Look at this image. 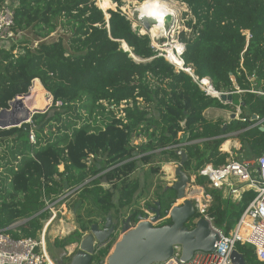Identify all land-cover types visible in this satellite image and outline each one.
<instances>
[{
    "label": "trees",
    "instance_id": "16d2710c",
    "mask_svg": "<svg viewBox=\"0 0 264 264\" xmlns=\"http://www.w3.org/2000/svg\"><path fill=\"white\" fill-rule=\"evenodd\" d=\"M107 1L104 11L145 0ZM174 1L184 4L190 16L184 24L188 32L177 38L184 47L182 69L152 48L139 26L133 29L125 16L116 17L115 7L106 11L107 22L95 0L9 1L14 6L12 29L21 38L25 33L30 37L7 50L0 45V75L14 85L0 91V110L25 93L31 80H38L52 96V105L29 123L0 129V231L12 239L36 238L50 217L44 199L52 202L77 187L73 207L81 232L93 222L92 216L112 210H132L131 223L137 224L141 210L135 205L149 187L146 174L154 177L161 164L179 162L175 147L182 144V135H187L180 148L187 155L182 169L189 174L208 164L223 166L229 155L219 147L232 133H237L248 159L264 153L259 127L246 129L247 124L236 120L204 117L208 109L229 106L204 95L193 80L208 77L216 92H231L233 77L243 91V113L264 119V99L247 92L246 80L254 72L264 90V0ZM4 3L7 0H0V7ZM58 30L62 34L47 42ZM123 44L127 51L121 49ZM121 105L122 116H117L114 111ZM141 166L147 169L143 183L131 178ZM103 179L106 188L100 185ZM196 182L205 184L200 178ZM172 192L163 188L155 197L163 206L174 197ZM206 194L211 198L207 215L224 234L255 195L243 191L232 204L215 190L206 189ZM199 217L196 213L194 219ZM186 226L192 227V222ZM74 236L56 240L53 246L64 247ZM235 248L245 264H264L249 245ZM106 252L103 248L94 258L101 261Z\"/></svg>",
    "mask_w": 264,
    "mask_h": 264
},
{
    "label": "built area",
    "instance_id": "2783aa9c",
    "mask_svg": "<svg viewBox=\"0 0 264 264\" xmlns=\"http://www.w3.org/2000/svg\"><path fill=\"white\" fill-rule=\"evenodd\" d=\"M13 10L14 6L8 3H4L0 7V45L6 50L9 48L8 46L16 44L18 40H21L20 33H16L12 29ZM243 34L245 35L246 42H248L250 39L249 31L245 30ZM35 45L36 43H34ZM151 47L153 48V46ZM185 71L190 72L189 69ZM256 78L254 72L246 77L250 85L247 92L257 98L264 99L263 84L260 83L259 88H257ZM193 80L204 95L217 99L224 106L232 108L233 111L229 114V117L233 114L236 121L247 124L246 129L263 126L264 119L260 120L257 116H254V119H252L247 114H242L241 95L243 91L239 90L235 85L233 77L230 78L233 84L231 92H216L208 77L201 79L193 77ZM222 95L231 96V99L222 101ZM29 140L31 143L35 142L32 133H30ZM182 146L183 143L175 147V149L179 150ZM227 154L229 157L223 166L215 168L208 164L195 173L190 174V185L201 187L203 191L205 213L201 212L198 206V199L194 198L192 201L196 210L200 216H203L208 221L218 236L213 245V251H196L188 261H184L181 259L180 246H174L173 254L169 259L154 264H231L230 255L237 244L249 245L253 249L256 259L264 263V153L256 159L242 161L237 160L231 153ZM87 161H90V157ZM255 168L256 176L253 177L251 176V172ZM198 178L206 179L205 184L199 185L196 182ZM78 188L64 191L62 194L56 196L52 202L44 199L45 209L55 215L53 211L54 207L60 205L64 199L67 200ZM206 189L219 192L222 199L228 200L232 204L238 203L243 191L251 190L255 194L241 213L234 228L228 234H224L220 229L214 228L212 223L213 218L207 215V209L209 208L207 202H210L211 198L206 194ZM51 218L49 217L44 222L36 238L12 239L4 231H0V264H50L49 260L52 259L47 253L46 226ZM105 246L106 244L97 246L95 254L105 248Z\"/></svg>",
    "mask_w": 264,
    "mask_h": 264
},
{
    "label": "water",
    "instance_id": "95a60500",
    "mask_svg": "<svg viewBox=\"0 0 264 264\" xmlns=\"http://www.w3.org/2000/svg\"><path fill=\"white\" fill-rule=\"evenodd\" d=\"M105 19L107 22L110 20L106 17ZM137 22L143 29L142 32H139L140 35H148L146 33H149L151 27L157 24L154 18L143 15L138 16ZM156 38H162V36H157ZM122 49L127 51V47L124 48L122 46ZM183 50L184 47H182V52ZM164 58L170 62L167 56H164ZM175 66L182 69L183 62L181 61V66ZM27 94L18 95L9 103L8 109L0 110V129L19 127L23 123L30 121L32 115L27 118L29 113L25 115L26 118L20 120L15 116L18 110L23 109L22 98ZM50 97L52 102V96L50 95ZM230 99L231 96H221L222 101ZM48 107L41 113L47 111ZM7 115L10 116L9 119H5ZM252 119H254V116H252ZM229 120H235L233 114H231ZM182 126H184V123H182ZM225 127L223 126L222 131ZM259 130L264 132V126L259 127ZM232 136L233 138H238L237 133L232 134ZM186 138L187 135H182L181 143H185ZM175 154L179 157L178 166L174 173L175 181L171 187H165L164 189H171L176 199L182 200V202L171 211L170 224L154 227L150 221L145 220L139 221L134 227H131L129 224L131 218H126L125 221L121 222L119 229L116 224L110 225L111 218H107L102 230L96 224H92L87 231L81 233L77 248L78 252L70 257L67 264H90L93 255H95L96 247L106 244L111 235L118 229L119 232H124V234L114 245L106 264H154L164 262L172 256L174 246H180L181 259L184 261H188L196 251H213V245L218 238L217 233L203 216L196 220L194 219L198 211L191 199L184 198L185 188L191 184L190 174L182 169L187 161L186 152L183 149H179L175 151ZM147 211L151 213L153 220L160 219L162 210L160 211L158 204L155 209L148 208ZM73 213H75V209ZM190 221L193 226L188 228L186 225ZM60 250L64 251L63 249ZM56 259L60 260L62 264V257L54 255L52 261ZM230 260L231 264H245L242 255L236 248L232 250Z\"/></svg>",
    "mask_w": 264,
    "mask_h": 264
},
{
    "label": "rangeland",
    "instance_id": "374dc122",
    "mask_svg": "<svg viewBox=\"0 0 264 264\" xmlns=\"http://www.w3.org/2000/svg\"><path fill=\"white\" fill-rule=\"evenodd\" d=\"M9 1H12V0H7V3H9ZM167 1H169L168 2L169 5L171 7L173 6L175 11L177 10L176 11V13H177V20L176 21H174L171 18H167L165 20V30H166L167 36L164 35L162 38H152L148 33H146V34H148L147 36L150 37L151 46H153V48H155L158 51H161V52L163 51L162 52L163 54L166 53L165 45H167V44L169 45V43L172 42V41L175 42V43L178 42L177 38H178L179 34L181 32H185V33L188 32L184 24L190 18L189 13H188V9H187V7L184 4L179 3V2H175L174 0H167ZM95 3L98 6V1L97 0H95ZM138 4H139V2H137V1H127L119 9L116 8L115 5H113V6H110L109 8H107L105 11L103 10V12H106L108 9H113L115 7L116 11H117L116 17H118L119 15L122 14L123 16H125L131 22L132 28L136 29L139 26V24L137 22V18H138L139 15H141V14L137 13V8L136 7L138 6ZM103 6H104V3L102 4L101 7H103ZM139 27L141 28L140 32H142V30H143L142 27L141 26H139ZM61 34H62L61 31L58 30L55 34H52L48 39H46V41L47 42H52L54 39L57 38V36H59ZM28 37H30V33H25L24 34V38H21V40H24L25 38H28ZM16 79H18V74L15 73L14 74V80H16ZM31 82H32V80L27 83L26 92L23 93V94L29 93L28 91H30V89H31ZM256 85H257V88H259L260 82L256 81ZM13 87H14V85H13L12 82H10L4 76L0 75V91L3 90V89L8 90V89L13 88ZM249 88H250V85H249ZM23 94H21V95H23ZM16 97H18V96H16ZM50 103H51V104H49L50 106L48 105L49 108L52 105V102H50ZM122 107L123 106L121 105L118 108V110L114 111V113L117 116H122V114H121L122 113L121 112V108ZM232 111H233V109L228 107V108H226L224 110L218 109V111H215L213 113H216L218 115L217 117L223 118L226 122H230L228 115ZM242 114L245 115V113H243V111H242ZM207 115L209 116V114H207ZM30 121H31V119H30ZM263 126H264V123H263ZM225 139L230 141L231 144L235 142V141H233L235 139L233 138L232 134L226 135ZM236 141H238V144H239V140H236ZM139 142H140V140H135L134 144H138ZM239 146H240V144H239ZM219 148H221V146ZM230 152L239 161L248 159L245 151L244 150L243 151L240 150V147H239L238 151L233 150V148H232L230 150ZM166 166L171 169L169 175H167V172L165 171V167ZM177 166H178L177 162L168 163V164H161L159 173L157 175H155L154 177H151L148 174H146V177H145L144 174H145V171L147 169H146V167L141 166V167H139V169L137 171H135L131 175L132 179H139L140 182H142L144 180V177H145V180L147 181V185H149V187H147V189L145 188L144 191L142 192L143 193V198L139 199L137 201V204L135 205V207L138 208L139 210H141V212L145 211V212H147L150 215L151 218L148 221H150L154 227H161V226L170 224V221H168L166 223H162V224H153V223L157 222L159 219L158 220H153L151 213L146 211L145 206L151 204V201L153 199H155V195L156 194H160L163 191V188L171 187L174 184V181H175V179H173L174 178V173H175L174 170L177 168ZM251 176H253V177L256 176V168L251 172ZM202 181L206 182V179H202ZM191 187H194V185L193 186L190 185V186L187 187L186 194L188 196H189V194L192 191ZM171 194H174V193L172 192ZM75 199H76L75 197L68 198L66 201H64L60 205L55 206L54 210H53L55 215L51 214V212H50V217H54V218L50 219L51 221L49 223V226L47 227V232H46L47 233V238H46V240H47V243H48L47 253H48V255L50 256V258L52 260H53V256L54 255H58L57 252H59V250H56V248L53 247V243L56 240H63V239H66L68 237L74 236V234L76 235V237L75 236L73 237L75 240L68 241L67 243H65L64 247H65V249L67 250L68 253H74V255H75L78 252L77 248H78V242H79L81 231L75 225V215L73 213L74 209H75V212L77 211V207H73ZM197 199H199L202 202V205L204 207L205 204H204V198H203V191L202 190H201V197L198 196ZM181 202H182V200H181ZM210 202H211V200H210ZM210 202H207L208 207L210 206ZM165 203H166V201L164 202V204L162 206L161 215L166 209ZM175 204H178V203L176 202ZM131 212L132 211H128L129 214H131ZM141 212H139V213H141ZM139 213L137 214V217H136L138 222L142 221V220L139 219ZM204 213L205 212H203V214ZM92 219H95L96 221H100L101 222L100 218H92ZM59 227L62 228V229H65L66 233L65 234L64 233H60V231H59L60 228ZM72 227L77 229L78 231H74L75 229H73ZM131 227H134V226L131 225ZM117 233H119L120 236L117 235ZM123 234H124V232H116L113 235V237L111 238V240L107 243V246H106L107 252H106L105 258H103L101 261H97V259H95L94 255H93V258H92L90 264H102V261H106V259L108 258V256L112 252L114 245L116 244V242L119 241V239L121 238V236ZM52 260H50V261H52ZM68 261H69V259H67V261H63L62 264H67ZM51 263H53V264H61L60 260H58V259H56L55 261H52Z\"/></svg>",
    "mask_w": 264,
    "mask_h": 264
},
{
    "label": "bare ground",
    "instance_id": "6f19581e",
    "mask_svg": "<svg viewBox=\"0 0 264 264\" xmlns=\"http://www.w3.org/2000/svg\"><path fill=\"white\" fill-rule=\"evenodd\" d=\"M97 1H98V7L101 10H103V7H101L103 3L110 5V3L107 0H97ZM168 2L169 1L167 0H145L139 3L138 6L136 7L139 14L154 18L157 21V24L152 26L148 33L152 38H156L157 36L163 37L164 35L167 36L166 30H165V20L167 18H171L174 21L177 20V13H176L177 10L175 11L173 6L171 7ZM104 14H105V17L109 19V15L106 12H104ZM123 46L124 48H126L124 44ZM165 47H166V53L163 55L167 56V58L170 60L171 63L181 66L180 54L182 52V47H183L182 44H180L179 42L175 43L172 41L169 43V45L168 44L165 45ZM28 92L29 93L22 98V104H23L22 108L23 109H20L15 113L16 118H18L19 120L26 118L25 115L27 113H29L27 115V118L35 113H41L44 109L48 107V105L51 102L50 94L42 87V85L40 84L38 80H33L31 82V89ZM9 118H10L9 115L5 116V119H9ZM229 145H230V142L228 140L225 141L221 145V150L226 151L230 149L228 148ZM170 170L171 169L169 167L167 166L165 167V171L167 172V175L170 174ZM187 187L188 186H186L185 188V196H184L185 199H194V198H198V196L201 197L200 187H195V186L191 187L192 191L189 194V196L186 194ZM174 198L176 199V197ZM171 199L172 198H168L166 200V203H165L166 209L162 213L164 216L163 218L169 219V220H170L171 211L181 203V200H178V199H176L178 204L170 203ZM198 206L200 207L202 213L205 212V205L203 207L202 202L199 199H198ZM150 218H151L150 215H144L143 217L139 215V219L142 221H145V220L148 221L150 220ZM160 219H162V215ZM160 219L157 222H159ZM50 221L51 220H49L46 226V229L49 226ZM105 262L103 263L106 264ZM50 264L52 263L50 262Z\"/></svg>",
    "mask_w": 264,
    "mask_h": 264
},
{
    "label": "flooded vegetation",
    "instance_id": "af4514ba",
    "mask_svg": "<svg viewBox=\"0 0 264 264\" xmlns=\"http://www.w3.org/2000/svg\"><path fill=\"white\" fill-rule=\"evenodd\" d=\"M107 171H105V172H102V174L101 175H103L104 173H106ZM104 179L101 181V183H100V185L103 187V188H106V187H108V185H106V184H104ZM79 189V188H78ZM77 189V190H78ZM76 190V191H77ZM161 194V193H160ZM74 195H75V192L72 194V196H70L69 198H71V197H74ZM170 196V195H169ZM175 197V196H174ZM172 198L171 199V201H170V203H176L177 201H176V199L175 198ZM192 200V199H191ZM145 201V200H144ZM157 204L160 206V211L162 210V205L160 204V202H159V200H158V198L157 197H155V199H153L152 201H151V204H149V205H146L145 206V208H146V211H147V209L148 208H151V209H155L156 208V206H157ZM128 211H132V210H128V209H119V210H112L111 212H110V214L109 215H104V216H96V215H94V216H92L91 218H102L101 219V222L100 221H96L95 219H92L93 220V222L90 224V226L92 225V224H96L97 226H98V228L100 229V230H102L103 228H104V226H105V224H106V222H107V218H111V220H110V225H112V224H116V225H118V228L120 229V224H121V222H123V221H125L126 220V218H132L133 216H132V212H131V214H129L128 213ZM74 215H75V213H74ZM139 215L140 216H144V215H149L147 212H141V213H139ZM137 217V216H136ZM162 220H165V218H162V219H160V221H162ZM159 221V222H160ZM159 222H157V223H155V224H158ZM137 223H138V221H137ZM129 224H130V226L131 225H133V226H135L136 224H132L131 223V219H130V222H129ZM89 226V227H90ZM89 227H88V229H89ZM87 229V230H88ZM118 229V230H119ZM86 230V231H87ZM116 231V232H119V231ZM85 232V231H84ZM115 232V233H116ZM81 233H83V232H81ZM115 233H113L112 235H111V237H110V239L108 240V242L111 240V238L113 237V235L115 234ZM82 234H80V236H81ZM117 235H119V233H117ZM108 242H106V246H107V243ZM106 246H105V248H106ZM54 247V246H53ZM56 248V247H55ZM60 249H63L64 251H62V250H60ZM55 250V249H54ZM56 250H59V252H57V254H58V256L59 257H62V262L63 261H67V259H70V257L71 256H73L74 255V253H68L67 252V250L65 249V247H60V248H56ZM69 262V261H68ZM67 262V263H68Z\"/></svg>",
    "mask_w": 264,
    "mask_h": 264
},
{
    "label": "crops",
    "instance_id": "0c3cea01",
    "mask_svg": "<svg viewBox=\"0 0 264 264\" xmlns=\"http://www.w3.org/2000/svg\"><path fill=\"white\" fill-rule=\"evenodd\" d=\"M215 111H218V109H208V110H206L205 112H204V117L205 118H207V119H216V118H218L217 116V114L216 113H213V112H215ZM207 114H209V116L207 115ZM229 116V115H228ZM232 134H234V133H232ZM235 140H233V141H235L234 143H232L231 144V142H230V145H229V147L228 148H230V149H228V150H226V151H224V150H221V148L219 149L220 151H222V152H225V153H231L230 152V150L233 148V150H236V151H238L239 150V147L241 148V145L239 146V144H240V142H239V144H238V141H236V140H238V138H234ZM227 141V140H226ZM60 228V227H59ZM73 228V227H72ZM73 229H75V228H73ZM77 229H75L74 231H76ZM59 231H60V233H66V230L65 229H62V228H60L59 229ZM50 262H52V261H50ZM105 262V261H104ZM53 264V263H52Z\"/></svg>",
    "mask_w": 264,
    "mask_h": 264
},
{
    "label": "clouds",
    "instance_id": "9594fccd",
    "mask_svg": "<svg viewBox=\"0 0 264 264\" xmlns=\"http://www.w3.org/2000/svg\"><path fill=\"white\" fill-rule=\"evenodd\" d=\"M31 119V118H30Z\"/></svg>",
    "mask_w": 264,
    "mask_h": 264
}]
</instances>
